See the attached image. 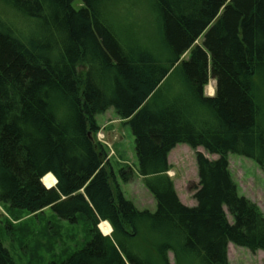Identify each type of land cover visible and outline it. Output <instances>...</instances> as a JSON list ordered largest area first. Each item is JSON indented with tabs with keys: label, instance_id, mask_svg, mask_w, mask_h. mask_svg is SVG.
I'll return each mask as SVG.
<instances>
[{
	"label": "trees",
	"instance_id": "1",
	"mask_svg": "<svg viewBox=\"0 0 264 264\" xmlns=\"http://www.w3.org/2000/svg\"><path fill=\"white\" fill-rule=\"evenodd\" d=\"M120 2L0 0V204L85 223L84 245L48 264H170L168 253L229 264V243L264 252V214L238 194L227 156L264 172V0H144L141 20L131 1L124 22ZM108 108L131 127L154 211L125 198L96 140ZM178 144L218 155L195 152L194 206L167 174ZM0 264H15L1 238Z\"/></svg>",
	"mask_w": 264,
	"mask_h": 264
},
{
	"label": "rangeland",
	"instance_id": "2",
	"mask_svg": "<svg viewBox=\"0 0 264 264\" xmlns=\"http://www.w3.org/2000/svg\"><path fill=\"white\" fill-rule=\"evenodd\" d=\"M131 1L137 2L135 4L138 11V4H142L144 0H121L117 9V17H120L121 21L125 19V14L130 9ZM142 18L143 13L138 11L136 20ZM203 36L204 34L200 35L195 44H201ZM214 92L215 80L210 77L204 93L210 96ZM96 121L100 126V130L95 135L96 140L104 145L106 162L110 165V170L116 174L125 198L131 200L139 210L154 211L156 202L144 186L142 176L137 170L134 137L130 125L120 119L113 108L97 114ZM196 151L203 153L208 159L218 157L217 154L210 153L201 146L193 149L187 144H178L168 160L171 169L167 174L174 183L179 199L187 206H194L196 203L192 190V186L198 182ZM227 156L238 194L253 201L264 214V172L248 157L232 152ZM126 166L132 170L129 181H125L120 173V169ZM43 178L45 177H42V182L46 187H51L56 182L54 177V183L48 185ZM227 215L231 222L232 217L228 212ZM103 224L110 227L108 232ZM86 229L82 220L69 222L55 215L50 207L44 208L37 214L36 212L28 214L22 210H11L6 205L0 204V238L15 264H48L52 260L61 261L80 249L89 239ZM98 229L102 235L111 236L112 228L107 221H100ZM168 256L169 263L175 264L172 253H168ZM227 259L229 264H264V252L260 250L252 252L246 247L229 243Z\"/></svg>",
	"mask_w": 264,
	"mask_h": 264
},
{
	"label": "bare ground",
	"instance_id": "3",
	"mask_svg": "<svg viewBox=\"0 0 264 264\" xmlns=\"http://www.w3.org/2000/svg\"><path fill=\"white\" fill-rule=\"evenodd\" d=\"M45 178H43V180L45 181L46 184L48 185H52L55 181L54 177L52 174H47L46 176H44ZM103 227L106 229V231L108 232L110 230V227L107 224H103Z\"/></svg>",
	"mask_w": 264,
	"mask_h": 264
},
{
	"label": "crops",
	"instance_id": "4",
	"mask_svg": "<svg viewBox=\"0 0 264 264\" xmlns=\"http://www.w3.org/2000/svg\"><path fill=\"white\" fill-rule=\"evenodd\" d=\"M178 145H176L171 151H170V153H169V155H168V160H169V158H170V154H171V152L177 147ZM183 202V201H182Z\"/></svg>",
	"mask_w": 264,
	"mask_h": 264
},
{
	"label": "clouds",
	"instance_id": "5",
	"mask_svg": "<svg viewBox=\"0 0 264 264\" xmlns=\"http://www.w3.org/2000/svg\"><path fill=\"white\" fill-rule=\"evenodd\" d=\"M41 182H42V179H41ZM42 184H43V182H42ZM44 186H45V184H43ZM46 187V186H45Z\"/></svg>",
	"mask_w": 264,
	"mask_h": 264
}]
</instances>
